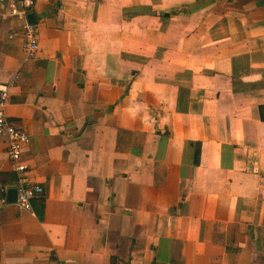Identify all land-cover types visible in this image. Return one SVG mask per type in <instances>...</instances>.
<instances>
[{
  "label": "crops",
  "instance_id": "0c3cea01",
  "mask_svg": "<svg viewBox=\"0 0 264 264\" xmlns=\"http://www.w3.org/2000/svg\"><path fill=\"white\" fill-rule=\"evenodd\" d=\"M35 2L0 84L44 194L0 208V264H264V0Z\"/></svg>",
  "mask_w": 264,
  "mask_h": 264
},
{
  "label": "built area",
  "instance_id": "2783aa9c",
  "mask_svg": "<svg viewBox=\"0 0 264 264\" xmlns=\"http://www.w3.org/2000/svg\"><path fill=\"white\" fill-rule=\"evenodd\" d=\"M35 0H0V19L4 17H13L21 20V29L23 33V50L28 58L36 56L40 49L39 36L35 22L28 19V15L33 12ZM10 36H13L10 34ZM11 84H0V135L7 138V151L10 160L19 174L17 184L16 200L11 204L18 210H32V200L41 197L44 194V188L41 184L30 183L25 175L27 166L23 160V151L30 141L29 134L15 126L9 121L6 107L10 98ZM1 195L0 208L9 204L6 198L7 188L0 181ZM56 264H61L57 262Z\"/></svg>",
  "mask_w": 264,
  "mask_h": 264
},
{
  "label": "water",
  "instance_id": "95a60500",
  "mask_svg": "<svg viewBox=\"0 0 264 264\" xmlns=\"http://www.w3.org/2000/svg\"><path fill=\"white\" fill-rule=\"evenodd\" d=\"M28 19L31 22H35V15L34 13H30L28 15ZM16 196H17V187L16 186H11L7 189V201L9 203H12L16 200Z\"/></svg>",
  "mask_w": 264,
  "mask_h": 264
}]
</instances>
